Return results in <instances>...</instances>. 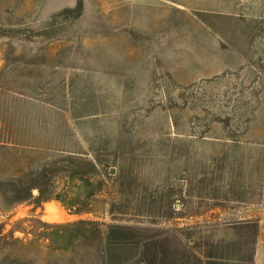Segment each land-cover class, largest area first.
<instances>
[{
	"label": "rangeland",
	"instance_id": "1",
	"mask_svg": "<svg viewBox=\"0 0 264 264\" xmlns=\"http://www.w3.org/2000/svg\"><path fill=\"white\" fill-rule=\"evenodd\" d=\"M0 264H264V0H0Z\"/></svg>",
	"mask_w": 264,
	"mask_h": 264
}]
</instances>
